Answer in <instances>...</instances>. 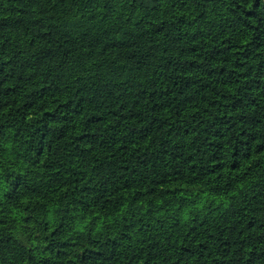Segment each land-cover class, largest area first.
<instances>
[{
  "label": "trees",
  "instance_id": "trees-1",
  "mask_svg": "<svg viewBox=\"0 0 264 264\" xmlns=\"http://www.w3.org/2000/svg\"><path fill=\"white\" fill-rule=\"evenodd\" d=\"M0 264H264V0H0Z\"/></svg>",
  "mask_w": 264,
  "mask_h": 264
}]
</instances>
